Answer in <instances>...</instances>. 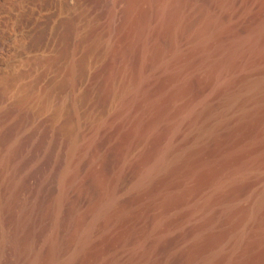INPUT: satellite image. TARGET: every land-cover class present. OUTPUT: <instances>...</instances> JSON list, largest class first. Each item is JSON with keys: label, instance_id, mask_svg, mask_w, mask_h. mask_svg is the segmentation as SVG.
I'll use <instances>...</instances> for the list:
<instances>
[{"label": "rangeland", "instance_id": "obj_1", "mask_svg": "<svg viewBox=\"0 0 264 264\" xmlns=\"http://www.w3.org/2000/svg\"><path fill=\"white\" fill-rule=\"evenodd\" d=\"M75 1L0 17L3 125L99 190L71 264H264V0H139L115 38Z\"/></svg>", "mask_w": 264, "mask_h": 264}, {"label": "bare ground", "instance_id": "obj_2", "mask_svg": "<svg viewBox=\"0 0 264 264\" xmlns=\"http://www.w3.org/2000/svg\"><path fill=\"white\" fill-rule=\"evenodd\" d=\"M29 1L0 0V17L12 16L11 9L16 5L26 9ZM73 1L76 2L62 0V3L70 6ZM81 1L87 6L92 20L105 19L108 34L115 38L123 21L132 18L139 0ZM4 27L0 21V49L5 52L6 42L12 35L8 25L5 30ZM86 40L83 37L80 43ZM96 47L97 43L93 41L88 45L87 53ZM81 65L82 61H77L70 66V86L76 83L74 71ZM5 110L0 108V264H71L89 239L91 229L83 224L97 198L98 187L91 180L68 187L70 166L63 162L61 145L51 139L42 153L32 156L26 141L27 121L17 116L10 122ZM4 118H7L6 125H3ZM67 148L69 153L76 150L75 144ZM112 202L105 205L109 207ZM104 211L99 208L97 213Z\"/></svg>", "mask_w": 264, "mask_h": 264}]
</instances>
